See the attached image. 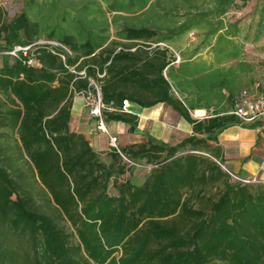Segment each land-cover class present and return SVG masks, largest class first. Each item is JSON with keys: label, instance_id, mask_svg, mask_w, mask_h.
I'll return each mask as SVG.
<instances>
[{"label": "trees", "instance_id": "1", "mask_svg": "<svg viewBox=\"0 0 264 264\" xmlns=\"http://www.w3.org/2000/svg\"><path fill=\"white\" fill-rule=\"evenodd\" d=\"M62 1L27 0L12 19L0 6V52L31 47L0 56V264H264V185L231 182L214 146L240 123L191 115L195 101L218 99L214 89L236 106L238 75L249 78L243 91H264V63L247 52L263 34L261 0ZM56 16L63 26L47 25ZM97 89L106 123L134 133L125 104H162L192 133L121 146L151 168L136 184L114 149L105 163L71 130L75 97Z\"/></svg>", "mask_w": 264, "mask_h": 264}, {"label": "crops", "instance_id": "2", "mask_svg": "<svg viewBox=\"0 0 264 264\" xmlns=\"http://www.w3.org/2000/svg\"><path fill=\"white\" fill-rule=\"evenodd\" d=\"M188 49L191 51L193 47L184 44L181 46L180 50L185 52ZM235 78V88L232 92L234 97L238 96L240 92L242 93V91L246 89L245 86L249 80L245 75H238V77L236 76ZM247 89L251 94H259L252 85ZM216 94L218 99H213L208 104L204 101H195L198 107L191 111L192 117L203 120L209 118L215 112L230 115L235 109L234 99L228 98L229 93L227 91L214 89L212 96ZM126 104L131 105L132 110H127L125 112L136 115L139 118L138 126L139 129L141 127V130L138 131L137 127L134 133H129L128 125L117 122L107 123L109 132L119 138L122 147L142 143L144 142V137L146 139L147 136L167 143L165 139L169 138L172 133L179 136V143L192 133V127L167 105L159 104L152 108L144 109L130 103ZM75 111H77L79 120L78 126L81 130L74 132L84 134L96 152H104L107 155L111 149L107 148L108 136L96 131V128L95 131L93 128H89L92 127L93 120L81 107V100L76 97L73 101L70 127L74 120ZM170 121L174 122L175 128L167 126ZM149 124H151V126L145 131L144 129ZM214 146L221 149L220 160H222L223 166L232 174H244L248 179L264 181V127H250L241 124L230 126L218 136L217 143H214Z\"/></svg>", "mask_w": 264, "mask_h": 264}, {"label": "rangeland", "instance_id": "3", "mask_svg": "<svg viewBox=\"0 0 264 264\" xmlns=\"http://www.w3.org/2000/svg\"><path fill=\"white\" fill-rule=\"evenodd\" d=\"M26 1L27 0H0V6L7 12V17L9 19H12V18H14L15 15L21 13V11L26 7ZM259 1L260 0H255V2H257V3ZM60 3L66 4V0H63ZM260 3H261L260 5L263 6L264 0L263 1L261 0ZM252 8H251V10H252ZM104 9H105V7H104ZM97 10H98L99 13L102 12V10L100 8H97ZM97 10L95 11V9H94L95 13L97 12ZM246 15H247V13H246ZM236 17L237 16L234 15V16L231 17V19L233 20ZM249 20H251V19L246 18L245 19V24H248L249 23ZM55 24H60L61 26H63V23L62 22H59L57 20V16L53 20H49L47 22V25H49L50 27H52ZM253 34H255V33L252 32L251 33V37H252ZM190 37H192V36H190ZM190 37L188 39H190ZM202 39H203L202 37H199L197 39L196 38L195 39L193 38L194 43H195V45H193V46L194 47L199 46L202 43V41H201ZM183 44L188 45L189 42L187 41V42H184ZM247 52H248V56H249V58H250V60L252 62H254L256 64L257 63H261V62L264 63V30H263V34H262V36H261L258 44L256 46H250V45H248L247 46ZM202 53L205 54L206 53L205 50H203ZM255 77L258 79V81H260L262 84H264V75H263L262 71L261 72L260 71H257V74H256ZM93 96H94L93 94H91V96L89 95V97L91 99L93 98ZM76 98H78V99L81 100V107L87 112L88 116L90 115V117L92 118V120H93L92 127H89V128H93L94 131H95L96 130L95 129L96 128V125L95 124H97V118L96 117H93L90 114L91 107L88 106L86 104V101H85V99L87 98V96L78 95V96H76ZM131 107H132L131 105L125 104L124 110L125 111L132 110ZM78 122H79V120H78L77 111H75L74 112V120L72 121V125H71V129L73 131H80L81 130L80 127L78 126V124H79ZM140 126H141V124H140ZM149 126H151V124H149L148 126H146V128L144 130L146 131L149 128ZM167 126H172V128L173 127L174 128L176 127L175 124H174V122H172V121H170L169 124H167ZM107 127H108V124H107ZM140 130H141V127L139 129V126H138V131H140ZM96 131H98V130H96ZM111 135L113 137H116L117 138V146L120 148L121 147V143L119 141V138L116 135L112 134V133H111ZM143 140L144 141L146 140L145 137H144ZM165 140L167 141V144L170 145V146H174V145L178 144V141H180L179 140V136H177V134L174 135L173 133H172V135L169 138H166ZM157 141H159V140H157ZM107 143H108L107 148L110 149L111 147H110V143H109V138L108 137H107ZM99 155H100V159L102 161H104L105 163H110V158L104 152L103 153H99ZM134 167H135V169H133V171H132L131 174H132V176L134 178L135 183L136 184H141L144 181V179L146 178V176L148 175V173H149V171H150L151 168L150 167H145V166L143 167V166H140V165H135ZM223 167L224 166L221 165L222 170L224 172H227L228 170L225 167L224 168ZM126 176H128V174ZM232 180H233V178H231V182H233ZM251 184H254V185H258V184L259 185H264V181L256 180V182H251ZM215 192H216V189H214V190L208 189V191L206 192V195H207V197H209V198L212 199V198H214Z\"/></svg>", "mask_w": 264, "mask_h": 264}, {"label": "built area", "instance_id": "4", "mask_svg": "<svg viewBox=\"0 0 264 264\" xmlns=\"http://www.w3.org/2000/svg\"><path fill=\"white\" fill-rule=\"evenodd\" d=\"M30 48H31L30 46L29 47H16L13 50L8 51V52H0V56L8 55L13 58H19L20 54H22L23 56H27V53L30 50ZM26 63L28 65L31 64V59H29ZM81 95L85 96L83 94ZM85 101H86V104L91 107L90 114L93 117L97 118L96 129L99 132L104 133L108 136L110 147L114 149L123 158L124 161L135 166L136 164H133L132 162H130L127 158L123 156V154L120 151V148L117 146V138L113 137L111 133L109 132L107 124L102 117L101 111H102L103 105L101 102V96H100L98 89H97V94L93 96L92 99L89 97V95H87V98L85 99ZM231 114L237 118V120L239 121L241 125L264 127V91L258 95L251 94L248 91H243L238 98L234 111ZM229 174L235 181L241 182L243 184L256 182L255 179H241L232 173H229Z\"/></svg>", "mask_w": 264, "mask_h": 264}]
</instances>
